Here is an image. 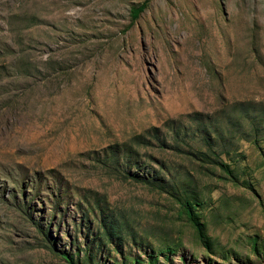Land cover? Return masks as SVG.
<instances>
[{
  "label": "rangeland",
  "instance_id": "obj_1",
  "mask_svg": "<svg viewBox=\"0 0 264 264\" xmlns=\"http://www.w3.org/2000/svg\"><path fill=\"white\" fill-rule=\"evenodd\" d=\"M59 253L264 264V0H0V264Z\"/></svg>",
  "mask_w": 264,
  "mask_h": 264
},
{
  "label": "trees",
  "instance_id": "obj_2",
  "mask_svg": "<svg viewBox=\"0 0 264 264\" xmlns=\"http://www.w3.org/2000/svg\"><path fill=\"white\" fill-rule=\"evenodd\" d=\"M142 8H143V4H140L132 8L130 10L131 17H135L142 10ZM140 137L141 135H135L134 140H136L137 143H141L142 141L139 140ZM114 147H116V149L112 151L114 152L113 153L114 156H118V154L122 153L124 149L123 148L120 150L119 147L117 148V145H115ZM179 149H180V153L187 154V156L191 157L193 160H197V161H201L202 163H209L214 166H217L224 175H228L229 177L233 178L232 169L230 168V166L226 162L218 159V157L213 153L212 150H209L210 151V154H209L206 151L204 152L201 150L192 152L190 148L188 151L182 150V148L180 147ZM125 150H126V153L124 154L128 158L130 159L132 158L130 165H133L135 168L138 167L136 163L137 152L133 151L132 149L128 147ZM124 173L126 174L128 178H130L134 182L139 181L141 183L148 185L150 188H153L159 191H164L168 193L171 197H173L178 203L180 213L184 215L187 222L192 227L196 238L202 243V245L206 249H208V237L205 233L206 229L204 227V224L200 222L198 215L194 211V208H193L195 205L194 199L179 196V194L176 191L175 183L168 182V181L163 180L161 177H157L156 176L157 173H153L152 175H149V176L147 174L145 175H141V174L139 175L137 173L133 174V173H130L128 170L125 171ZM164 249L167 251L171 250L170 246H165ZM59 256L67 264H75L69 259V257L66 254L59 253ZM76 264H79V263H76Z\"/></svg>",
  "mask_w": 264,
  "mask_h": 264
}]
</instances>
